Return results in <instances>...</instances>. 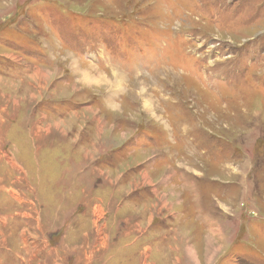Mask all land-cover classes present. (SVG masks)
I'll use <instances>...</instances> for the list:
<instances>
[{
    "label": "rangeland",
    "instance_id": "rangeland-1",
    "mask_svg": "<svg viewBox=\"0 0 264 264\" xmlns=\"http://www.w3.org/2000/svg\"><path fill=\"white\" fill-rule=\"evenodd\" d=\"M0 264H264V0H0Z\"/></svg>",
    "mask_w": 264,
    "mask_h": 264
},
{
    "label": "bare ground",
    "instance_id": "bare-ground-1",
    "mask_svg": "<svg viewBox=\"0 0 264 264\" xmlns=\"http://www.w3.org/2000/svg\"><path fill=\"white\" fill-rule=\"evenodd\" d=\"M98 72V71H97ZM86 75V77L89 79V80H91L92 78H93V76H91L89 73L87 74H85ZM106 78V77H105ZM121 79V78H120ZM122 80V79H121ZM96 81V80H95ZM104 81V80H103ZM115 82V81H114ZM100 83H101V81H100ZM106 83V82H105ZM110 83V82H109ZM118 83H120V82H118ZM112 84V83H111ZM115 84H116V82H115ZM114 84V85H115ZM110 85V84H109ZM113 86V85H112ZM122 86V85H121ZM115 88V87H114ZM147 105V104H146ZM150 111V110H149Z\"/></svg>",
    "mask_w": 264,
    "mask_h": 264
},
{
    "label": "crops",
    "instance_id": "crops-1",
    "mask_svg": "<svg viewBox=\"0 0 264 264\" xmlns=\"http://www.w3.org/2000/svg\"><path fill=\"white\" fill-rule=\"evenodd\" d=\"M61 152L63 153V151H61ZM41 153H42V152L40 151V154H41ZM63 154H64V153H63ZM45 160H46V157H44L40 162L45 161ZM86 209H88V208L86 207ZM98 210H99V209H98ZM92 211H95V212H96L97 210L93 208ZM93 213H94V212H93Z\"/></svg>",
    "mask_w": 264,
    "mask_h": 264
}]
</instances>
